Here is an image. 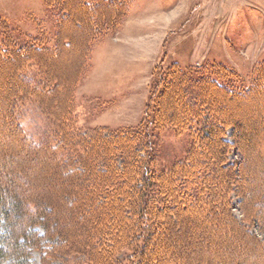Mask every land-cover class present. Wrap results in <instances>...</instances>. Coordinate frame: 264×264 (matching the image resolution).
Here are the masks:
<instances>
[{
	"label": "rangeland",
	"instance_id": "374dc122",
	"mask_svg": "<svg viewBox=\"0 0 264 264\" xmlns=\"http://www.w3.org/2000/svg\"><path fill=\"white\" fill-rule=\"evenodd\" d=\"M59 2L0 0V23L4 20L17 27L21 32L14 34L22 43H38L42 47H55L59 29L68 36L69 44H63L64 49L59 56L54 59L47 57L44 61L48 77L53 81L55 78L65 81L76 74L74 94L72 92L68 97L73 117L76 116L74 127L77 135L72 140L73 147L78 148L80 141L85 145L84 140L99 128H105V134L139 128L145 119L150 86L160 67L166 70L174 66L192 72L195 77L200 72H207L228 85L243 89L252 84L255 72L264 61V0H108L102 4L86 5V8L81 0ZM104 14L111 20L104 22ZM99 26L101 33H95L91 38V48L87 53L90 58L83 54L80 60L89 27ZM0 39L6 40L2 28ZM0 60L5 66L0 68L1 189L4 195L7 192V195L17 194L25 199L28 190L42 187L51 193L46 179L53 162L44 151L31 154L28 147L20 146L17 136L9 132L11 124L4 113L8 105L2 102L1 93L12 91L5 81L13 78L8 61L2 55ZM23 71L36 76L37 73L43 74L45 69L34 61ZM65 91L58 86L54 94L46 93L53 95L52 110L41 108L33 96L22 102L15 120L29 137L41 140L51 137L54 130L60 133L64 117L57 108L63 103ZM179 99L174 98V108ZM218 100L220 107L215 109L218 113L216 124L230 122L237 126V131L229 128L227 133H222L230 144L235 143V138L240 143L239 149L246 156V168L252 174L249 183L253 186V193H250L257 197L264 188V96H257L251 103L227 97ZM68 101L67 105L70 104ZM168 111L170 113L172 109ZM248 126L253 129L252 134H248ZM63 129L66 132L67 129ZM152 133V166L157 172L186 157L191 143L189 131L179 132L174 127H164L154 129ZM242 141L247 144L244 146ZM230 147L223 170L235 173L242 167L243 160L239 149L235 145ZM204 149L206 153L201 158L206 159L210 154L207 148ZM22 169L28 183L19 179ZM62 176L65 177L66 172H62ZM219 183L222 184L223 180ZM232 189L231 214L238 222L245 221L242 199L237 193L241 189L234 186ZM195 211L189 213L185 207L175 208L169 222L171 229L166 230L162 225L154 232L164 233L157 240L161 243L162 256L178 255L181 258L182 255H192L206 264H238V261L242 264H264V254L253 240L255 237L262 241L264 237V215L260 206L255 204L254 208H249V217L256 213L260 215V225L250 219L249 234L233 230L234 221L221 210L217 212L212 208L203 218H199L201 210ZM36 229L41 240L37 247L30 248V264H112L109 258H102L99 254L95 257L91 248L82 251L77 250L78 246L72 247L73 240L69 238L66 242H59V236H52L42 223ZM7 242L10 244L11 239L8 238ZM148 255L154 256L152 250ZM160 264L170 263L162 259Z\"/></svg>",
	"mask_w": 264,
	"mask_h": 264
},
{
	"label": "trees",
	"instance_id": "16d2710c",
	"mask_svg": "<svg viewBox=\"0 0 264 264\" xmlns=\"http://www.w3.org/2000/svg\"><path fill=\"white\" fill-rule=\"evenodd\" d=\"M52 1L47 0L49 4ZM82 1L86 8V5L102 4L108 0ZM104 16H99V19L103 17L104 22L111 20L109 15ZM1 28L6 40L0 39V55L8 61L13 78L5 81L13 92L1 93L2 102L8 105L4 113L11 124L9 132L17 136L18 144L28 147L31 154L44 151L53 162V167H50L46 179L51 193L42 187L34 192L28 190L25 199L17 194L7 195V192L4 195L0 186V264H7L8 260V264H30V248L37 247L41 240L36 229L41 223L52 236H59V242H66L69 238L73 240L72 247L78 246L77 250L82 251L91 248L95 257L99 254L102 258H109L112 264L115 261L123 264H160L162 259L169 260L170 264H206L192 255L180 258L160 253L161 243L157 240L164 233L154 232L162 225L166 230L171 229L170 217L178 207H185L189 213L201 210L199 218L207 217L212 208L217 212L221 210L234 221L233 230L248 234L250 219L259 224V213L249 217L248 212L256 204L264 215V188L257 197L251 195L253 186L249 181L252 174L246 168V156L239 149L240 143L234 136L235 143L230 144L222 133H227L229 128L237 131V126L230 122L217 125L218 113L215 109L220 107L218 99L221 97L249 103L257 96L263 97L264 61L255 72L252 84L243 89L228 85L207 72H200L195 77L192 72L174 66L166 70L160 67L150 86L145 119L139 128L110 131L108 134H105V128H99L84 140L85 145L78 142L77 148L73 147L72 141L77 135L74 127L76 116L73 117L71 99L68 101L69 94L75 91L76 74L65 81L56 78L53 81L48 77L44 61L47 57L54 59L59 56L64 49L63 44H69L68 36L59 29L55 47H42L38 43H22L14 34L21 31L4 20L0 23ZM101 29L100 26L89 27L87 37L90 35V39L86 37L83 42L80 60L83 54L85 58H90L87 53L91 48V38L95 37V33H101ZM19 49L22 51L18 53ZM38 54L41 56H36ZM34 61L45 69L43 74H36L38 77L23 71ZM4 67L0 60V68ZM57 85L66 90V96H62L63 103L59 100L57 105L59 114L64 117L62 129L60 133L54 130L51 137L34 140L15 120L17 111L22 102L31 96L37 99L41 108L52 110L53 95L46 93L54 94ZM176 97L180 99L174 108ZM66 101L70 104L67 105ZM170 108L172 111L168 113ZM164 127H174L179 132L189 131L191 143L186 157L176 160L159 173L152 166V132ZM247 131L252 134L253 129L248 126ZM241 144L245 146L247 143L242 141ZM234 145L242 155L243 165L235 173L226 172L223 168L226 167L230 146ZM204 147L210 154L206 159L201 158L206 153ZM62 172H66L65 177ZM19 179L29 182L23 169ZM221 180L222 184L219 183ZM233 186L241 189L237 193L246 215L242 222H238L230 211ZM23 216L25 219L22 220ZM8 238L11 239L10 244ZM75 239L78 241L75 242ZM253 240L264 254V237L262 241L255 237ZM150 250L154 256L148 255ZM238 264L242 262L238 261Z\"/></svg>",
	"mask_w": 264,
	"mask_h": 264
}]
</instances>
